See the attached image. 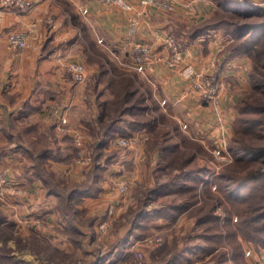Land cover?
Listing matches in <instances>:
<instances>
[{"label": "rangeland", "instance_id": "374dc122", "mask_svg": "<svg viewBox=\"0 0 264 264\" xmlns=\"http://www.w3.org/2000/svg\"><path fill=\"white\" fill-rule=\"evenodd\" d=\"M211 2L213 16L217 7L214 0ZM245 2L249 6L251 4L264 6V0ZM63 8L69 16L76 12L72 6L67 7L68 10ZM79 28L81 31V25ZM213 32L221 33L227 45L234 40V36L225 34L222 27L210 33ZM179 41L187 57H190L189 53H193L191 43L185 45L183 40ZM162 47L164 48V43ZM98 56L87 55L89 60L87 63L97 64L100 70L109 68L111 77L117 79L111 85L107 84L111 81L107 74L102 80L100 79L102 86L98 90L99 94L106 93V97L109 98L110 88L132 72L120 70L117 62L110 60L107 55ZM112 65L116 68L112 69ZM247 66L248 69L244 74L246 77L252 68L250 59ZM195 68L197 69L196 66ZM226 68L225 63H222L217 64L210 72L197 69L201 75L211 79L212 86L219 88L216 101L204 100L194 88L192 81L180 75L184 80L189 81L194 91L192 93L197 95L200 103L203 101L205 103L202 104H210L211 109H216L222 99L227 98L226 109L234 111L236 115L239 113L236 106L243 101V98L254 96V92L251 85L239 86L237 83L233 84L230 79L227 80L226 76L229 74ZM221 69L224 71L222 72ZM148 70L144 74L145 78ZM99 72L87 77L85 84L88 86L84 88L87 90L94 88ZM133 77L132 90L135 89L139 93L128 102L124 101L125 91L120 89L119 99L123 101V106L119 113L116 111L118 103L115 102L109 107L100 106L102 100L98 99L100 107L97 115L106 109L110 116L105 122L97 125L98 128L94 131L98 134L103 131L105 124H115L117 128L125 125L132 130V133L119 135L96 150V146L105 136H95L93 129L86 124L90 122L84 120L83 124L90 130L86 137L80 134L84 141V157L87 161L86 163L76 161L77 148L75 142L69 140L74 147V154L70 157V167L72 169L80 167L81 173V169L89 171L94 169L93 165L100 163L101 169L95 168V178L91 181L87 180V173L85 179L80 182H68L62 177L56 179L57 183L61 182L60 189L69 192L76 187L90 186L89 190L97 193L98 189L106 186L108 191L114 192L110 195L113 198H109L111 204L107 203L108 207L104 206L107 209L99 212L101 207L97 205L100 202L98 200L87 202L86 205L84 202L82 204L75 202L74 206L58 197L61 213L54 218L45 213L35 214L31 209L14 213L10 212L8 207L1 208L0 256L5 258L0 259V264H121L122 262L126 264H264V219L254 223V226H259L260 230L250 228L244 232L241 227L242 221L239 220L248 217L250 213L241 215L243 208L241 204L226 199L225 207L219 201L226 196L216 184L215 175L225 169H234L232 164L236 161L228 146L236 134L233 124L230 123L229 130H226L225 143L206 140L204 144L199 140L190 139V121L183 117L180 118L181 120H176L165 116L166 113L161 106L166 107L169 102L160 98L156 101L153 96L156 88L148 79L147 84L137 76ZM240 88L245 89L242 92ZM88 98L86 94L85 99ZM137 98L139 101L135 100ZM140 103L149 107L148 112L133 111L132 114L128 111L130 104L140 105ZM147 123L148 125L142 127ZM259 131L264 135L262 127ZM29 133L33 135L23 133L24 135L21 136L23 142L34 151L48 149V155L51 152L50 148L46 147H49L50 141L54 137H61L48 132L35 134L30 131ZM134 135L137 137L134 147H123L116 143L117 138ZM199 136L198 138L202 139ZM241 140L264 145V138L243 137ZM105 159L108 161L104 162ZM255 166H264V163L255 162ZM38 169L46 171L47 175L50 171H54L45 160L39 162ZM244 171L245 169H239L238 173ZM190 172L202 173L196 178H188ZM233 173L237 174V171L233 170ZM122 183L128 186L126 192L120 191L119 187ZM207 190L214 196L209 195ZM127 196L130 200L128 198L126 201ZM117 202L124 203L120 212ZM201 216L203 218H200ZM227 216L230 217L228 224ZM49 217L53 220L52 227ZM65 218L68 222L74 223L70 225H75L81 230L68 228V222L64 229L58 227L57 224L62 225V219ZM48 239L55 241L50 242ZM107 260L109 261L106 262Z\"/></svg>", "mask_w": 264, "mask_h": 264}, {"label": "crops", "instance_id": "0c3cea01", "mask_svg": "<svg viewBox=\"0 0 264 264\" xmlns=\"http://www.w3.org/2000/svg\"><path fill=\"white\" fill-rule=\"evenodd\" d=\"M1 1L0 170H6L8 179L25 191L11 201L8 207L10 212L31 209L35 214L45 213L51 218L61 213L57 199L59 196L49 191L38 169L41 160L48 162L57 176L66 178L68 182L85 179L88 171L81 169L80 173V167H70L74 147L69 140L73 142L75 136L86 137L89 134L84 120L96 118L100 107L98 99L104 102L107 97L106 93L97 95L94 89L84 88L88 86L86 82L75 81L69 66L80 63L86 67L88 76L97 74L99 66L87 63L89 60L86 56L90 54L99 57L105 53L110 60L117 62L120 70L128 72L132 67L130 64L126 66V61L132 48L139 42L150 44L155 55L148 61L147 78L144 74L139 75L145 79L144 83L149 80L155 86L153 96L156 101L160 98L169 102L166 107L160 105L165 116L176 120L183 117L190 121V139L204 144L206 140L225 143L226 130H229L235 117L234 111L226 109L227 98H223L216 109H211L210 104H202L205 103L203 101L200 103L197 95L192 93L194 91L189 81L184 80L179 70L168 66L162 59L166 54V49L162 47L165 38L169 34H178L177 29L189 28L210 16L211 0H169L170 10L151 5L145 7L141 0H127L135 7L133 11L108 7L95 0H34L35 6L28 12L19 8H4ZM66 3L80 14L81 23L87 24V36L82 34V29L80 31L65 12L63 4ZM132 16H136L138 22L135 32H132L131 27ZM30 27L33 33L26 49L11 50L8 34ZM226 45L227 41L221 33L203 35L190 44L193 53H189L188 59L197 69L205 72L213 71L217 64L225 63L227 74L245 85L244 74L249 59L247 56L228 59L227 53H223ZM75 56L78 59L75 60ZM96 86L95 91H98L102 83ZM86 94L88 99H85ZM63 119L67 122L63 123ZM30 131L35 134L48 132L61 137H54L50 141L49 147H46L50 148L51 154L48 155V149L44 148L46 153H42V149L34 151L23 142L21 136L33 135ZM97 191L82 199L84 205L92 200L100 201H97V205L101 207L99 212H103L107 209L104 206L108 207L109 202L111 204L109 198H113L110 195L114 192L108 191L106 186ZM117 206L120 212L124 203L117 202ZM67 222V218L62 219V225L57 226L64 229Z\"/></svg>", "mask_w": 264, "mask_h": 264}, {"label": "trees", "instance_id": "16d2710c", "mask_svg": "<svg viewBox=\"0 0 264 264\" xmlns=\"http://www.w3.org/2000/svg\"><path fill=\"white\" fill-rule=\"evenodd\" d=\"M242 0H214L215 3V14H212L206 18L201 19L199 22L193 24L191 27L186 29H177L178 34H169L178 40H183L185 45L193 43L195 39L203 35L210 34L211 31L215 29L223 28L225 34L234 36V40L231 41L228 45L225 46L223 53H227V58L230 57H244L247 56L252 63V68L248 71L247 77L244 79L246 85H251L254 96L243 98L237 106L238 114L235 115L233 119V127L235 128V137L228 144L231 153L235 156V162L232 164L234 169H225L224 171H219L215 175V182L223 192L226 198L219 199L223 205L226 207V199L230 202L241 204L243 207L241 209V215H246L250 213L246 218H240L239 221H242V228L244 232L248 231L247 229H257L259 226H254V223L258 220L264 219V166H255V162L264 163V145H255V143L244 142L241 139L243 137L250 138H264V135L260 133V127L264 129V6L251 4L252 8ZM69 6H72L68 3L63 4L67 10ZM73 7V6H72ZM18 8V7H14ZM74 8V7H73ZM76 10V9H75ZM217 12V13H216ZM73 23L80 27L83 31V35L87 36V24L81 23L80 14L76 11L74 15L69 16ZM77 20L79 22H77ZM192 32H188L191 31ZM183 31V32H181ZM189 34H188V33ZM92 44V43H91ZM106 55L105 53H101ZM154 54V53H153ZM155 55V54H154ZM152 55V58H154ZM127 65L132 67L126 74L124 79L119 80L117 85L111 87V94L106 101L101 102L99 105H109L116 102V111L119 113L123 106V101H120L119 90L125 91L124 101L130 102L135 96L136 91L133 89V76H137L142 79L139 74L141 72L133 67L132 65V53L130 52L129 58L127 59ZM112 63V62H110ZM104 66V64H102ZM114 65V64H113ZM112 65V69L116 66ZM148 70V69H147ZM220 70V65L218 71ZM222 72L224 69H221ZM125 72V70H122ZM227 71V70H226ZM110 72V73H109ZM110 77L111 81H108L107 84H113L117 79L111 77V71L109 68L100 70L97 75L96 85L100 83V79L105 75ZM143 74V73H142ZM237 83L239 86H246L243 83L235 80L234 77L228 75L227 80ZM145 80V79H142ZM244 82V83H245ZM94 85V92L99 95V91H95L97 87ZM241 91L245 88H240ZM143 95V93L141 92ZM113 97V98H112ZM139 101V98L135 99ZM142 100V99H140ZM120 101V102H119ZM105 110V111H104ZM149 107L143 105H129L128 111L133 114V111L136 112H148ZM110 116L106 112V109H103L96 118L92 120H87L90 124L87 123V126L93 129V132L98 128L97 125L105 122V120ZM116 121V119L114 120ZM95 126H94V125ZM144 126L142 127H145ZM109 126L111 129L108 130ZM137 126V124H135ZM131 128L132 125H131ZM138 128V127H137ZM134 129V128H133ZM111 131V132H110ZM132 133V130L125 125L116 127L115 124L109 125L105 124L103 131H100L98 134L94 132L97 137H104L102 142H99L96 146V150L99 147H104L109 141L118 137L119 135H127ZM45 149H42V153H46ZM108 160L105 159L104 162ZM258 164V163H257ZM100 163L93 165L94 169H90L87 174V180L91 181L95 178V168L101 169ZM238 166V167H237ZM247 168V169H246ZM97 170V173L99 171ZM239 169H245L244 172H239ZM233 170L237 171V174L233 173ZM44 182L48 185L49 191L58 195L61 199L70 205L75 206V202H83V197L88 195H93L96 192L90 191V186L87 187H76L69 191H64L60 189V183H57L56 179L60 176H56L54 171H50L49 175L46 174V171H41ZM202 172H190L187 176L188 178H196L197 175H200ZM97 176V175H96ZM61 178V177H60ZM64 181V180H63ZM208 189V188H207ZM207 193L211 196H214L209 190ZM77 206V205H76ZM234 206V205H233ZM227 209V208H226ZM200 218H203L202 216ZM218 219V217H217ZM1 221V219H0ZM230 222V217L227 216L226 223ZM68 228L80 229L77 228L73 222H68ZM81 230V229H80ZM229 237V236H228ZM236 253V252H235ZM5 257H1V260H4ZM96 264V263H95Z\"/></svg>", "mask_w": 264, "mask_h": 264}, {"label": "built area", "instance_id": "2783aa9c", "mask_svg": "<svg viewBox=\"0 0 264 264\" xmlns=\"http://www.w3.org/2000/svg\"><path fill=\"white\" fill-rule=\"evenodd\" d=\"M99 3H102L108 7H118L125 11H133L135 7L131 5L127 0H95ZM141 3L148 7L154 5L162 10H170L171 5L169 0H141ZM1 5L4 8H14L18 7L25 12L30 11L35 6L34 0H2ZM137 17L132 16L131 27L132 32H135ZM32 27L11 31L8 34V46L11 50L15 51H24L28 45V39L32 35ZM164 48L166 49V54L162 59L170 67L177 68L179 73L185 78L192 81L194 88L200 93L204 100L207 101H216L219 95V88L212 86L211 79L201 75L195 66L189 61L187 54L182 48L181 41L177 40L173 36H167L164 41ZM132 65L134 68L139 70L141 73L145 74L148 69V61L152 58L153 48L150 44L139 42L132 48ZM69 70L75 81L83 83L88 77V71L86 67L80 63H72L69 66ZM220 86V82L218 83ZM63 123H66L67 120L63 119ZM75 145L77 148L76 161L78 163H86L87 158L84 157V141L82 136H75ZM116 143L123 147H134L137 143V137H120L116 139ZM216 188V186H214ZM120 191L126 192L128 189L127 184L122 183L120 185ZM25 191L20 189L15 185L10 179H8L6 170H0V207H9L11 201L17 199L23 195ZM126 264V263H121Z\"/></svg>", "mask_w": 264, "mask_h": 264}]
</instances>
